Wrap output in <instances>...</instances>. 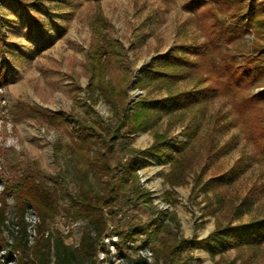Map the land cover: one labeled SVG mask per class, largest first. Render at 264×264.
<instances>
[{
    "label": "trees",
    "instance_id": "obj_1",
    "mask_svg": "<svg viewBox=\"0 0 264 264\" xmlns=\"http://www.w3.org/2000/svg\"><path fill=\"white\" fill-rule=\"evenodd\" d=\"M94 1L98 4L100 0ZM183 5L193 11L191 20L196 22L198 31L194 35L179 33L172 48L152 56L149 65L138 70L133 86L144 88L145 92L136 99L129 98L133 80L124 46L111 34L110 23L98 5L85 57L84 98L75 97L64 114L6 97L13 122L29 118L53 130L54 159L58 166L56 173L51 172L41 168L36 159L27 158L23 148L2 147L7 164L1 177L4 190L0 198V251L10 258L15 254L16 264H97L98 253L108 252L102 243L107 221L117 213L124 214L125 204L135 197L142 198L157 215L164 216L166 211L156 208L147 190L139 186L140 158L159 154L164 157L171 166V172L164 174L166 180L173 177L176 167V179L179 174L185 175L189 163L183 154L192 144L202 139L207 151H212L213 139L200 126L215 94L225 98L241 122L242 136L253 146V159L264 162V87L257 92L249 91L264 85V0H183ZM29 15L28 29L47 36L43 29L46 23L32 13ZM2 29L0 23V52L9 43ZM245 33L251 36L247 46L241 40ZM184 80L189 81L188 87L177 86L178 81ZM0 81L6 84L1 64ZM153 90L158 95H151ZM99 99L108 104L111 122L92 113V105ZM162 116L167 118V124L163 131H158L156 126ZM177 125L183 126L186 135L183 140H173L168 135ZM147 129L153 130L152 142L145 148L131 146L128 134ZM227 149L228 144L223 152ZM241 163L237 159L227 170L207 179L202 188L234 179ZM10 195L15 203L12 220L8 222L5 208L6 197ZM26 201L37 218L32 233L25 219ZM60 214H64L67 229H51L50 224ZM118 223L111 232L118 233L131 250L140 245V231L151 230L148 222L120 230ZM73 230L78 237L69 242L67 238ZM156 233L155 228L153 236ZM263 239L264 218L238 225L217 223L202 239L175 235L151 244L150 264H188L196 244H204L214 255L227 244L240 250L242 246L256 247ZM144 262V258L135 256L117 264ZM238 264L255 263L242 255Z\"/></svg>",
    "mask_w": 264,
    "mask_h": 264
},
{
    "label": "rangeland",
    "instance_id": "obj_2",
    "mask_svg": "<svg viewBox=\"0 0 264 264\" xmlns=\"http://www.w3.org/2000/svg\"><path fill=\"white\" fill-rule=\"evenodd\" d=\"M18 2L20 0L0 1V23L9 41L0 52V64L6 80V84L0 81V198L4 190L1 177L7 164L2 157L6 153L2 147L23 148L26 157L36 159L41 168L54 173L58 169L54 159L53 130L34 119L20 118L13 122L8 115L6 97L38 109L60 110L64 114L71 108L75 97L84 98L85 57L97 5L110 23L111 34L124 46L133 80L128 90L130 101L145 92L144 88L133 86L138 70L149 65L152 56L172 48L179 33L194 35L198 31L196 22L191 20L193 11L184 7L183 0H100L98 4L94 0ZM29 13L46 23L43 29L47 36L42 37L35 29H28ZM8 20L15 21V24L7 23ZM250 38L247 33L242 36L245 46ZM177 83L179 87L189 86L188 80ZM263 87L254 86L249 91L257 92ZM150 94L158 95V92L153 90ZM91 109L105 122L112 121L108 104L103 99L96 101ZM214 115L218 118L215 119ZM202 122L200 130L213 139L212 151H207V144L202 139L192 144L183 154L189 163L185 175L179 174L176 179V167L173 177L168 176L166 180L164 174L170 171L171 166L164 157L159 154L140 158L142 165L137 170L139 186L147 190L150 202L166 214L157 215L139 197L125 204L124 214L117 213L107 221L102 243L108 252L98 253L97 264H117L126 257L135 256L144 258L143 264H150L153 261L151 244H159L162 239L175 235L183 239H202L217 223L238 225L264 218V162L258 163L253 159V146L243 138L241 122L224 97L220 94L212 96ZM166 124L167 118L160 117L157 130L163 131ZM152 132V129L131 132L127 141L131 146L145 148L153 140ZM168 135L177 141L186 138L181 125L173 127ZM225 142L228 149L223 152L227 146ZM237 159L242 161L241 170L234 179L220 180L202 188L207 179L221 174ZM172 180L175 181L170 182ZM14 203L12 195L6 197L8 222L12 220ZM235 207L238 209L233 213ZM24 209L25 219L32 230V224L37 221L34 209L27 201ZM117 221L119 230L147 222L151 230L140 231V245L131 250L123 244L118 233L111 232ZM57 227L67 229L64 214L58 215L50 224L51 229ZM155 228L157 233L153 236ZM7 233L5 229L4 234ZM77 237L78 233L73 230L67 240L73 242ZM191 255L188 264H238L242 255L255 264H261L264 263V239L256 247L242 246L240 250L234 244H227L223 251L214 255L204 244H196ZM14 258L15 254L10 258L4 255L3 250L0 251L1 264H16Z\"/></svg>",
    "mask_w": 264,
    "mask_h": 264
},
{
    "label": "built area",
    "instance_id": "obj_3",
    "mask_svg": "<svg viewBox=\"0 0 264 264\" xmlns=\"http://www.w3.org/2000/svg\"><path fill=\"white\" fill-rule=\"evenodd\" d=\"M31 229H32V227H31ZM29 231H33V229H32V230H30V228H29Z\"/></svg>",
    "mask_w": 264,
    "mask_h": 264
}]
</instances>
